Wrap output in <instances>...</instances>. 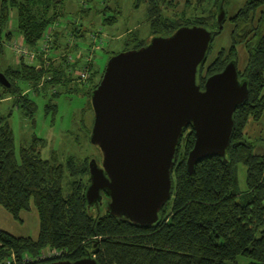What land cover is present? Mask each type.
Here are the masks:
<instances>
[{
  "label": "trees",
  "instance_id": "obj_1",
  "mask_svg": "<svg viewBox=\"0 0 264 264\" xmlns=\"http://www.w3.org/2000/svg\"><path fill=\"white\" fill-rule=\"evenodd\" d=\"M0 1V73L11 83L9 87L0 83V97L14 95L9 109L0 111V205L17 220H22L21 213L34 205L40 217L37 238L15 236L0 228V262H6L15 253L17 264H29L23 261L25 255L39 257L44 249L51 248L60 251V256L36 263L75 261L91 256L99 264H237L238 257L245 256L250 259L248 264H264V153L255 151V144L249 139L252 135L248 132L251 123L259 121L264 114V0H246L239 7L230 18L234 28L229 48H221L214 61L206 65V59L199 69V82L204 86L210 75L234 61L239 78L248 83V98L234 114L235 124L226 156L201 159L191 174L187 159L195 145L196 134L192 125H187L181 138L183 145L179 146L174 159L172 197L161 208L159 220L149 226L111 214L99 205L89 207L86 190L91 182L89 165L93 157L70 155L63 164L53 151L52 157L46 158L42 149L47 141L35 132L31 133L26 145L16 146L10 120L13 110L17 108L24 117L33 119L31 123L35 127L34 115L38 108L35 98L22 93L21 82L38 83L44 69L38 70L36 65L24 61L4 63L8 40L14 35L9 32L4 36L3 27L8 25L16 8L17 28L23 42L35 47L45 30L61 16L64 0ZM212 1L216 9L207 15H196L194 19L185 13L180 17L167 15L165 8H175L178 5L175 0H137L135 5L146 3V17L153 36L169 37L183 26L201 25L213 30L215 38L223 29L218 22L222 5L227 13L223 26L229 17V0H185V4H193L197 10ZM117 12H121L120 8ZM118 17V13L115 17H107L103 24L112 25ZM85 31L82 26L81 31L75 29L69 33L77 39L78 34L85 37ZM56 35L53 36L55 41ZM105 35L102 34L101 40L98 38L99 42L91 39L88 52H96L94 46L102 45ZM144 41L138 39L136 49L148 45L149 42ZM240 44L248 51V62L242 70L238 68L237 56ZM50 54L40 56L41 60L45 62ZM73 54H61V62H66ZM80 60L52 66L46 71L53 70L55 82L63 85L64 77L70 78L73 70L82 67ZM88 61L86 65L91 67L88 80L94 86L82 93V88H67V83L64 86L68 93H86L93 109L91 96L100 80L93 82L96 71L92 63L95 60L92 57ZM99 73L102 79L103 73ZM61 93L54 94V98ZM52 102L47 108H56ZM238 164L247 168V188L243 191L237 186ZM105 198L109 200L106 193Z\"/></svg>",
  "mask_w": 264,
  "mask_h": 264
},
{
  "label": "water",
  "instance_id": "obj_2",
  "mask_svg": "<svg viewBox=\"0 0 264 264\" xmlns=\"http://www.w3.org/2000/svg\"><path fill=\"white\" fill-rule=\"evenodd\" d=\"M226 15L222 5L220 29ZM213 38L214 31L205 26H183L169 37L154 36L148 45L108 60L91 96L90 141L100 148L103 160L99 165L92 159L89 165V207H105L141 225L156 223L172 197L174 159L189 124L196 134L187 159L191 174L201 159L226 156L234 114L249 89L234 61L200 84L199 69ZM0 83L11 85L3 73ZM37 264L99 263L88 256Z\"/></svg>",
  "mask_w": 264,
  "mask_h": 264
},
{
  "label": "rangeland",
  "instance_id": "obj_3",
  "mask_svg": "<svg viewBox=\"0 0 264 264\" xmlns=\"http://www.w3.org/2000/svg\"><path fill=\"white\" fill-rule=\"evenodd\" d=\"M245 1L246 0H229L227 6L229 17L225 21L220 34H217L213 40L210 55L208 56L207 61L204 62L206 65H209L214 61L221 48L227 47L226 50L229 48L231 43V33L234 28L230 18L237 12L239 7L245 3ZM136 3L137 0H64L62 7L64 13L62 12L61 16L51 23V25L45 30L46 32L48 29H51L50 39L43 36L35 47L25 44L23 39H17L18 37H21L17 28L18 12L16 8L13 9L8 25L3 27V35L6 36V34L10 32L16 38L8 40L9 46L6 49L7 54L5 53L4 63L7 64L10 63L11 59H16L17 62L24 61L29 64H34L37 68L41 66L44 67L42 68L44 70H42L43 73L38 83L33 82L31 84L30 82H21L23 88L22 93L24 95L29 94L35 98L38 108L34 115V120L36 121L35 127L33 126V123H31L33 119L30 120L28 117H24V114L17 108L13 110L10 120L16 136V146L18 148L21 145H26L30 141L31 133L35 132L40 137L46 139V146L49 143L48 149H45V155L49 158L52 157L53 151H55L59 162L63 164L66 163V160L70 155L79 158L85 156L93 157V159L97 160L99 165L102 164L103 154L101 150L97 145L90 141L89 131L92 127V123H94V111L89 104L90 98L86 93H68L64 86V84L67 83V88H70L71 86L82 88L80 91V93H82L84 89H89L91 86H94V83H92L91 80H88L89 78L86 80L81 79V77L73 71L71 76L69 75L70 78L64 77L62 85L61 82H55V73L53 70H46L52 68V66L59 67L62 65H69L71 57L75 60L78 55L85 53L87 62L93 57L96 61V65L100 69L96 70L94 61L92 63V69L93 71H96V74L93 82L101 81L99 72L104 73L106 64L113 55L120 53L127 48L130 50L136 49V42L138 39L145 40L144 42L147 43L154 37L151 33L150 25L146 17V3L141 2L137 6L135 5ZM175 3H178L175 8L172 6L165 8V10H167L165 11L167 15L180 17L185 13L194 19L196 15H207L209 11L216 9L213 1L206 7L203 5L202 8H200L199 6L197 10L194 9L193 4L187 6L185 0H175ZM119 8L121 12H117L119 17L115 25H104L100 23L101 16L115 17V14H117L115 13L116 9ZM262 10H264V5L262 6ZM89 12L91 13L88 14ZM81 26H84L83 29H86L85 37L78 34V46H74V43L71 42L74 37L70 36L69 31L75 30ZM130 31H134L135 33L131 34ZM55 33H58L59 41L53 39ZM102 34H106L102 45L99 43V45L94 46V49H97L96 52H88L91 39L95 38L99 42L98 38L101 40L103 37ZM135 38L138 39L135 40ZM95 39L93 41H95ZM11 41H17L18 45L23 46V51L19 52L20 55H17L13 49H11ZM70 46L74 47L70 48ZM47 49V55L51 53L48 56L50 58H47L46 61L43 62L40 56H42ZM39 52L40 54H37L33 59L25 56L27 53L33 55L34 53ZM69 52L74 53L73 56H70L66 62H61V54ZM237 56L238 68L239 70H242L248 62V51L245 45L240 44L238 46ZM66 78H68V80ZM40 82H43V84L40 85ZM59 91L62 93L54 98V94ZM4 98L9 99L3 101ZM12 98H14V95L0 97V111L6 112L9 109L12 105ZM50 101H53L52 103L56 105V108H47ZM82 118H84L83 121ZM250 127L253 128L249 130V134L252 135L250 139L254 144L257 142H263L264 145V114L259 121L252 122ZM182 145L183 144H181V147ZM259 146L261 145H258V147ZM237 174L238 190L243 191L247 188V168L245 165H237ZM64 192H68L67 186H65ZM21 218L22 220L15 219L9 211L0 205L1 229L14 234L15 236L37 238L40 231V217L35 206L33 205L31 210L22 212ZM42 253L44 254L41 257L33 258L35 260L38 259L39 261L60 256V251L48 250L47 248L44 249L40 255ZM249 262L250 259L245 256H239L237 259V264H248Z\"/></svg>",
  "mask_w": 264,
  "mask_h": 264
},
{
  "label": "built area",
  "instance_id": "obj_4",
  "mask_svg": "<svg viewBox=\"0 0 264 264\" xmlns=\"http://www.w3.org/2000/svg\"><path fill=\"white\" fill-rule=\"evenodd\" d=\"M50 32H51V29H48L45 33H44V36L47 37L48 39H50L51 35H50ZM47 35V36H46ZM10 47L11 49H13V51L17 54V55H20L19 52H22L23 51V46H20L18 45V42L17 41H11V44H10ZM49 49V48H48ZM48 49L42 54V56H46L47 55V51ZM37 54H40L39 53H34L33 55L30 54V53H27L25 56H28L30 57L31 59H33L34 57H36ZM77 58H80V62L82 63V67H79V68H76L75 70V73L81 77V79L83 80H86L89 78L90 76V72L88 70V67L86 65L87 63V59L85 56H83L82 54L81 55H78L75 60H73V58L71 57L70 58V64H74L76 62V59ZM44 67H39L38 69H42ZM43 82H40V85H42ZM48 250H55V251H58L56 249H51V248H47ZM44 253H42L39 257H41ZM24 262L26 263H29V264H37L36 261H38V259H34L33 257H30L29 255H25L24 257ZM0 264H17V261H16V256H15V253H12L11 255V258L6 261V262H0Z\"/></svg>",
  "mask_w": 264,
  "mask_h": 264
},
{
  "label": "crops",
  "instance_id": "obj_5",
  "mask_svg": "<svg viewBox=\"0 0 264 264\" xmlns=\"http://www.w3.org/2000/svg\"><path fill=\"white\" fill-rule=\"evenodd\" d=\"M89 9H90V7H89ZM112 10H113V9H112ZM80 11H81V9H80ZM90 13H91V12H89L88 14H90ZM103 15H104V14H103ZM87 16H88V15H87ZM87 16H86V17H87ZM105 18H107V16H101V17H100V23L103 24V21H104ZM116 22H117V21H116ZM116 22H115L114 24H112V26L115 25ZM81 27H82V26H81ZM81 27L77 28L76 30H77V31H81ZM83 28H84V26H83ZM14 38H16V37L14 36ZM56 38H57V41H59V39H58V33H57V35H56ZM17 39H22V36H21V37H18ZM71 42L77 44V45H74V46H78L77 39H74V38H73V39L71 40ZM74 46H70V48H73ZM6 54H7V53H6ZM13 63H14V64L17 63L16 59H15V60H14V59H13V60L11 59L10 63H7V64H13ZM95 66H96V70H100L99 67L96 65V61H95ZM8 99H9V98H4L3 101H4V100H8ZM250 129H253V128H252V127H249V128H248V132H249ZM249 139H250V138H249ZM257 143H258V144H257ZM257 143L255 144V151H256L257 153L263 154V153H264V145H263V142H257ZM258 145H261V146L258 147ZM48 146H49V143H48V145L43 149V154H44V155H45V149H46V148L48 149ZM45 157H46V158H49V157L46 156V155H45Z\"/></svg>",
  "mask_w": 264,
  "mask_h": 264
}]
</instances>
